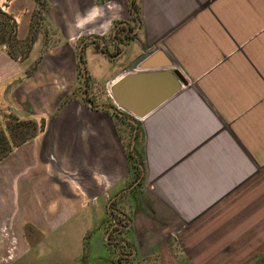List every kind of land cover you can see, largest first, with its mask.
<instances>
[{
    "label": "crops",
    "instance_id": "0c3cea01",
    "mask_svg": "<svg viewBox=\"0 0 264 264\" xmlns=\"http://www.w3.org/2000/svg\"><path fill=\"white\" fill-rule=\"evenodd\" d=\"M0 7L19 40L38 20L24 59L0 47V110L39 128L0 159V264L264 257V0ZM146 60L184 84L136 121V174L108 90Z\"/></svg>",
    "mask_w": 264,
    "mask_h": 264
},
{
    "label": "water",
    "instance_id": "95a60500",
    "mask_svg": "<svg viewBox=\"0 0 264 264\" xmlns=\"http://www.w3.org/2000/svg\"><path fill=\"white\" fill-rule=\"evenodd\" d=\"M77 59L80 63V55ZM150 62L146 60L141 63V70L123 73L112 82L108 90L116 108L126 113L128 121L133 125L130 151L135 140L136 121L172 97L184 84V78L178 70L150 69L153 66ZM161 66L168 67V61H163Z\"/></svg>",
    "mask_w": 264,
    "mask_h": 264
},
{
    "label": "rangeland",
    "instance_id": "374dc122",
    "mask_svg": "<svg viewBox=\"0 0 264 264\" xmlns=\"http://www.w3.org/2000/svg\"><path fill=\"white\" fill-rule=\"evenodd\" d=\"M37 18L32 20V27L31 31L33 36L36 34V25H37ZM80 74V73H79ZM98 89H102V83L97 81L96 84ZM98 94L102 97L104 95L103 91L97 90ZM116 113L118 116L116 117L117 122L119 125L123 128L125 132V149L127 153L130 155L132 152L133 154H136L138 151V147H135V143L133 144V148L130 152V144H131V136L133 132V126L131 123L126 121V113L121 111L117 108ZM38 128V124H35L31 121H22L17 119L14 115L11 113H7L6 111L0 110V156L3 155L7 150L11 148L13 144H16L20 140L28 137L30 134L33 133V129ZM136 137V135H135ZM134 164V162H133ZM135 165V164H134ZM122 199L127 200V195H124L121 197ZM126 213V203L120 204L118 206L117 213H112L111 216H116L118 219L120 216L125 215ZM110 215V214H109ZM120 220V219H119ZM110 239L106 240V244L109 247L110 243H112L111 239L114 238V235L109 236ZM168 253H170V258H164L162 256L163 250L160 248L155 252V255L150 258L149 264H186L185 260L182 256L176 255L174 253V250H168ZM157 254V255H156ZM243 260H239L237 264H240ZM132 264H140L139 261L135 260L131 262ZM129 263V264H131ZM148 264V263H147ZM243 264H264V257L259 258L257 260H251V262H245Z\"/></svg>",
    "mask_w": 264,
    "mask_h": 264
},
{
    "label": "trees",
    "instance_id": "16d2710c",
    "mask_svg": "<svg viewBox=\"0 0 264 264\" xmlns=\"http://www.w3.org/2000/svg\"><path fill=\"white\" fill-rule=\"evenodd\" d=\"M35 3L40 4V0H34ZM16 29L17 25L13 17L6 13L1 7H0V47H3L5 49V52L9 57H11L14 60H22L26 57L27 53L29 52V49L31 47V43L33 40V34L32 31H30V34L27 39L25 40H19L16 36ZM39 128L33 129V133L30 134L28 137L20 140L19 142H22L31 136H33ZM17 142V143H19ZM16 143V144H17ZM13 144L12 146H14ZM11 146V147H12ZM11 149V148H10ZM9 149V150H10ZM7 150L3 155L0 156V159L9 151ZM131 152V151H130ZM129 158L133 160L134 162V168L136 170V174H138V164H140V160L136 154H133L132 152L129 155ZM135 174V175H136Z\"/></svg>",
    "mask_w": 264,
    "mask_h": 264
},
{
    "label": "built area",
    "instance_id": "2783aa9c",
    "mask_svg": "<svg viewBox=\"0 0 264 264\" xmlns=\"http://www.w3.org/2000/svg\"><path fill=\"white\" fill-rule=\"evenodd\" d=\"M104 7L107 8V9L110 8L111 7V3L110 2L105 3ZM101 47H102V45H101Z\"/></svg>",
    "mask_w": 264,
    "mask_h": 264
}]
</instances>
